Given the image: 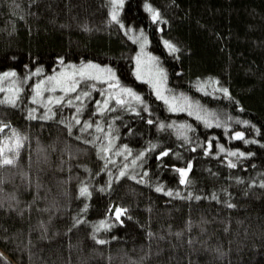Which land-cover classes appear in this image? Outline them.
Here are the masks:
<instances>
[{"label":"trees","instance_id":"obj_1","mask_svg":"<svg viewBox=\"0 0 264 264\" xmlns=\"http://www.w3.org/2000/svg\"><path fill=\"white\" fill-rule=\"evenodd\" d=\"M149 2L163 19L144 0H124L119 18L143 29L166 73L163 92L196 111H172L137 78L138 44L111 21V0H0V73L15 70L0 79L21 89L10 104L14 84L0 82V145L13 159L0 164V264H264V0ZM87 61L115 69L145 103L126 96L133 112L107 97L115 81L78 77L34 113L41 78ZM115 205L127 209L123 223Z\"/></svg>","mask_w":264,"mask_h":264},{"label":"snow or ice","instance_id":"obj_2","mask_svg":"<svg viewBox=\"0 0 264 264\" xmlns=\"http://www.w3.org/2000/svg\"><path fill=\"white\" fill-rule=\"evenodd\" d=\"M123 4H124V0H111V5H110L111 21H116L120 25L121 28L126 27V25L123 23V21L119 18V13H120V10H121V7L123 6ZM144 8L151 14V19L153 21H156L158 19H163V17L160 14V9L154 7L149 2V0H144ZM127 27L129 29L131 28V26H127ZM131 38L132 39H138V42H140L142 49H143L144 44L148 43L147 36L144 34L142 28L138 34H133V36ZM164 44L168 47L169 51H172V52L177 51V46L172 41L165 40ZM147 55L150 59H156L155 57H152L151 53H148ZM57 59L62 61L63 57H58ZM135 59L137 61V69H134V71H136L137 78L138 79H146V77L144 75H142L139 71V68L143 63L141 53H138L137 56L135 57ZM72 69L73 70L71 72H68L65 70V68H62L59 73H53V75L48 76L45 79L38 81L37 84L34 85L35 94L31 97V99L35 100L38 96L42 95V88L46 84L51 85L50 90H54L56 88H61L64 92H70V91H73V89L79 83V80L77 79V77H79L80 79H84L85 77H94L95 80L115 81V83L107 85V88H108L107 97H113L114 96L117 104L122 105L125 103H129V106L131 107L130 102L125 99L126 96L131 97L133 100L138 101L142 104L145 103L141 99V96L139 93L135 92L130 87L122 86L120 84L119 78L116 76L115 69L111 68L108 65L101 66V65L95 64L93 61H87L86 63L82 62L81 65L79 66L78 70H77V66H75V65H72ZM36 71L37 72L42 71V68H37ZM157 73H158V75H156L154 79H150L149 83L153 84V86L155 87L156 94L158 97L166 100V102H168L170 105H173L171 107L172 111L179 110L174 106L175 105V98H169V97L163 95L161 85H162V82L166 79L165 70L163 68H158ZM13 75H15L14 69H10L7 72L0 73V77L13 76ZM13 84H14V86L9 90V93L7 94V100H6V102L10 103V104L16 103V100H17L16 94L21 91V89L18 86H15V82H13ZM91 87L95 88L96 85L93 83L91 85ZM220 91L223 93H228L227 88H222V89H220ZM84 95L87 96L88 93H84ZM107 97L103 101V107H99L101 101H97V105H98V107L96 109L97 112H103L104 109L108 107V98ZM47 99H48V101H50L52 103H58L62 99V97H60V96L54 97V96L49 95ZM186 99L187 98L185 97V100ZM131 110L133 112L137 111V109L135 107H131ZM43 118L47 119L48 117L45 116ZM199 118L204 119L206 122L208 120L207 115L200 116ZM216 119H218V117ZM150 122L151 121H149V123ZM243 123L250 124L251 122L245 120V121H243ZM85 125L87 127L91 126L88 121H85ZM163 126H164L163 122H161L160 127H163ZM0 127H4V125L0 124ZM96 127H97V129H99L100 124L97 123ZM187 127H190V125H182V128H187ZM225 127H230V125L225 124ZM69 128H71V125H69ZM81 131L83 132V131H85V129L82 128ZM179 134L185 135L186 133L184 131H180ZM233 135L235 137H244L245 134L242 131H236L233 133ZM244 142L248 143V140L245 139ZM19 143H20V139H19V137H17L15 142H14V145H8V146L9 147H12V146L18 147ZM257 143H259V141H257ZM210 146H211V144L209 143V147ZM110 147H111V141H109L108 147L103 148V151L108 152ZM150 147H155V145L150 144ZM123 148L125 151H130L128 149L127 145H124ZM221 149L223 150L222 146H221ZM146 151H148V149H144V150L140 151L139 156L142 157ZM169 151H170L169 149L165 148L163 151H160L158 153V156L163 157L167 153H169ZM207 151H208V149L205 148L204 152L206 154H207ZM237 152H239L240 156L252 155V153L240 152L239 149L233 150L232 155H236ZM217 155H218V153H217ZM138 158L139 157H137V159ZM225 159H227V157ZM133 162H135V160ZM11 163H13L12 157L5 154V146L0 145V164H11ZM228 163H229V165L234 166L232 164L231 160H229ZM125 167H128V166L125 165ZM172 167L175 169L176 165H172ZM191 167H192V161L189 160V161H187L186 167H179L178 168V171L180 173V182L181 183L186 182V177H187V174H188L189 170L191 169ZM120 174L124 175V169L120 170ZM116 178L119 179V177H116ZM133 179H136V177L134 176ZM141 182H143V180H141ZM262 183H264V181H262ZM157 189L159 191H164V189L162 187H160L159 185H157ZM102 190H104V189H102ZM168 191H169V194L172 193L171 189H169ZM81 194L82 195H90V192L88 190V185H86V184L81 185ZM197 198H199V197H197ZM85 207H87V205H85ZM114 207H115L114 215L116 217V220L119 221L120 223H123V220L120 219V216L122 213L126 212L127 209L124 207H121L119 205H115ZM100 224L106 226L103 220L100 221ZM0 255H2V254H0Z\"/></svg>","mask_w":264,"mask_h":264},{"label":"rangeland","instance_id":"obj_3","mask_svg":"<svg viewBox=\"0 0 264 264\" xmlns=\"http://www.w3.org/2000/svg\"><path fill=\"white\" fill-rule=\"evenodd\" d=\"M125 29H126V32H127L128 36L130 38L133 36V34H138L140 32V30H137V29H134V28H130V30H128L127 28H125ZM133 40H135L137 42V44H138L137 54L138 53H141L142 60H143V63L140 66L139 71H140V73L142 75H144L146 77L145 80H147L149 82L150 79H154L155 76L158 75L157 69L158 68H162V66L160 65V62H159L158 58L155 55H153L152 53H151L152 54V57H155L156 59H150L148 57L147 54L150 53V52H149V50L147 48V43L144 44L143 49H142L140 42H138V39H133ZM137 54H136V56H137ZM64 68L68 72H71L73 70L72 69V66H67V67H64ZM78 69H79V66H77V70ZM135 69H137V61H136V59H135ZM59 72H57V73H59ZM44 77L46 78L48 76H44ZM45 78H41V79H45ZM15 79L12 78V77H5V78H1L0 79V82L3 83L2 81H4L6 83H11V84H13V82H15V84H16L17 79L16 80ZM77 79H78V77H77ZM165 81H166V79L162 82V85H161L162 92H163V86L164 87L166 86L165 85ZM152 86H153V84H152ZM50 89H51V85H47V84L42 88V95L38 96L35 99L36 104H37V107L34 108V110H33L34 113H37L38 112V108L43 107V106L48 105L49 103H51L47 99L49 95L54 96V97H56V96L62 97L63 94L66 93L61 88H56V89H59L60 90V93H58V95H56L55 92H54V90H50ZM154 89H155V87H154ZM165 89H166V87H165ZM155 92H156V89H155ZM166 93L163 92V94H166ZM167 94L170 95V96H168L169 98H175V105L174 106L177 109H179V108H181V109H189L191 111H196L197 110L198 105L196 103H192L191 104L188 99L185 100V96H179V95L169 94V93H167ZM77 98H79V97L77 96ZM66 102H68V101H66Z\"/></svg>","mask_w":264,"mask_h":264}]
</instances>
